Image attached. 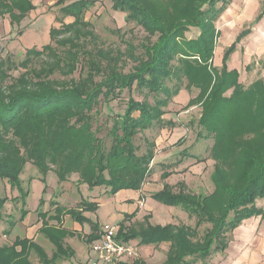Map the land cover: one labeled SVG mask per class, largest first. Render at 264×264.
I'll use <instances>...</instances> for the list:
<instances>
[{"label": "trees", "instance_id": "1", "mask_svg": "<svg viewBox=\"0 0 264 264\" xmlns=\"http://www.w3.org/2000/svg\"><path fill=\"white\" fill-rule=\"evenodd\" d=\"M97 1L67 4V0H58L55 7L73 22H60L61 27L51 28L50 43L41 49H27L20 62L9 54L0 56V180L19 193L12 199L0 195V221L6 204L20 198L19 220L28 214L29 192L21 178L28 163L44 177L54 172L60 188L77 175L78 189L105 188L107 195L142 190L159 162L155 163L156 144L147 143L145 152L140 153L135 138L155 127L172 126V120L163 119L165 109L185 87L198 90L203 106L199 126L206 135L199 131L198 136L214 140L210 153L217 162L211 176L215 191L209 196L175 193L165 185L151 198L168 207H181L195 219V227L152 225L146 216L143 223L134 225L135 212L125 215L117 225V237L140 246L170 243L163 264H194L223 253L244 221L264 215L257 207V200L264 198V79L246 87L238 70L228 69L237 44L250 30L242 32L225 50L219 68L214 65L219 39L216 23L232 0H108L116 12L126 15L127 24L134 23L144 31L145 42L138 48L127 42V51L118 55L98 49L96 57L90 59L84 44L96 36L85 13ZM34 10L33 0H0V17L8 18L13 28H22L20 34ZM263 16L264 6L255 22ZM191 30L197 35L189 36ZM138 50L141 53L137 55ZM123 58L135 63L127 74L117 69ZM105 62L108 70L103 68ZM80 67L75 80L73 75ZM124 91L129 98L123 114L114 116L109 111L104 118L103 108H109ZM230 154H234L232 161ZM225 166L231 167L229 174ZM169 175L165 170L161 178ZM42 204L41 199L39 208ZM54 204L55 219L63 213L81 225L88 223L92 233L87 241L98 238V224L84 215L95 213L98 203L83 198L74 209ZM9 221L12 228L15 221L8 217ZM206 224L210 227L201 234L200 228ZM46 232L56 247L51 258L34 242L17 237L12 245L0 244V264H33V252L42 264L66 258L69 249L63 241L72 233L63 228ZM132 264L145 263L135 260Z\"/></svg>", "mask_w": 264, "mask_h": 264}, {"label": "rangeland", "instance_id": "2", "mask_svg": "<svg viewBox=\"0 0 264 264\" xmlns=\"http://www.w3.org/2000/svg\"><path fill=\"white\" fill-rule=\"evenodd\" d=\"M57 1L58 0H33L37 12L34 14V17H31V19L29 18V20L25 22L29 24H27L28 26L25 25L23 28V31L28 27L33 29L31 30V34L29 33L30 35L25 36L24 42L22 43L19 33L22 28H14V37L11 40L4 39L0 41V56L5 57L9 54L14 61L20 62L24 59L27 49L32 47L41 49L44 45L50 43L49 31L51 28L61 27L60 22H73L72 18H66L61 14L59 10L60 7H55ZM73 1L74 0H67L66 3L69 4ZM57 16L61 18L59 19L60 21H58ZM125 16L124 13L116 12L112 8V3L108 0H98L95 6L87 10L85 13V20L91 23V29H93L96 36L95 38L90 37V40L84 44L88 45L84 50L90 51V59L96 57L98 49L107 52L112 51L114 55H118V53H125L127 51V42L132 43L134 47L137 46L136 48L145 42L146 34L144 31L134 23L127 24L125 22ZM0 18L3 20L5 17ZM0 31H2V28H0ZM191 31L193 34L190 33ZM191 31L188 33L189 36L197 35L196 31ZM37 35L41 37L40 42L33 41L36 39L35 37ZM222 37H225L223 32L221 34V38ZM140 53L141 50L136 52L137 55ZM214 54V65L220 68L222 66V60L219 62L221 55L216 49ZM117 64L118 72L124 74L132 71L135 65V63L127 58H123L121 62ZM106 65L105 62L103 68L108 70ZM229 65L230 64H228V69L234 70L231 69ZM246 70L247 66L242 68V79H240V82L248 87L254 81L260 79L258 77L262 72H258L259 70L254 68H249L248 71ZM80 71L81 67L73 75L75 80L79 79ZM14 76H18V72H14ZM101 77L102 76H99L98 80ZM134 96L138 100L142 99V97L137 94H134ZM197 96L198 90H188L184 87L179 95L175 96L165 109L166 114L163 116V119L166 122H172L170 119L173 118L174 123H172V126L166 125L164 128L155 127L141 132L135 138V145L140 147V153L145 152L147 143L156 144V160L159 163L154 164L153 171L148 177L149 179L147 178L142 186V188H145L142 194H144V198L147 199L148 203L146 207H143L142 216L137 217L136 214L133 218L134 220L132 223L134 225L143 223L146 216L149 222L151 220L153 224L156 222L162 224L170 223L172 225L183 224L194 228L195 219L190 217L181 207L165 206L151 199V195L163 190L165 185L170 186L175 193L191 192L193 194L209 196L215 191V185L211 176L217 162L212 158L210 153L214 140L213 138L206 139L198 136L199 131H203L202 133L204 135H206V133H204L205 131L200 129L199 126V121L203 113V106L200 104ZM128 98L129 93L124 91L118 100L110 104L109 108H103V117L106 118L105 115L109 111H111L114 116L123 114ZM252 139L253 137H251L250 140ZM229 158L232 161L234 154H230ZM182 160L185 162L180 165ZM223 168L225 172L229 174L231 167L225 166ZM165 170L170 172V175L164 180L161 178V175ZM21 178L23 180L22 185L24 190L29 192V196L26 200L28 214L23 221L19 220L21 218L22 209L21 198L16 203L9 201L6 204L3 211L4 219L0 221V244L12 245L17 237L27 239L40 246L46 252V255L51 258L52 255L56 253V247L47 236L46 230L49 228H62L64 224L69 225L73 222L69 216L63 213H58L59 220L55 219L57 215L55 214V207H57V205H55L54 202L59 203V208L74 209L77 207V202L81 201L83 197L88 194L89 189L87 186L80 187L79 189L77 188V175L72 177V182L70 184L60 188L58 178L54 172L44 177L39 169L31 163L26 165ZM46 187L47 190L44 192ZM105 191V188H101L98 192L94 191L93 195H100L98 199L104 200L103 197L107 195ZM61 192L67 193L63 196L64 198L62 197V202L59 201ZM0 195L1 197L12 199L18 197L19 193L17 190H12L7 181L0 180ZM41 199L43 200V204L39 208ZM258 201L259 200H257V202ZM40 213L48 214V217L44 218L40 216ZM8 217H11V220L15 221V225L12 228H10L11 221L8 223ZM209 227V224L203 225L200 228V233L203 234L205 229ZM81 237L82 236H79V238L74 239L72 243L74 244L80 241L81 246L82 244L84 245L83 256L86 259H94L95 254L91 250V244L86 239L87 235L83 239ZM63 243L69 250L68 256L61 259L70 258V252H72L71 246L69 245L70 247H68L65 240ZM31 255L30 260L33 264H42V261H40L36 253L33 252Z\"/></svg>", "mask_w": 264, "mask_h": 264}, {"label": "crops", "instance_id": "3", "mask_svg": "<svg viewBox=\"0 0 264 264\" xmlns=\"http://www.w3.org/2000/svg\"><path fill=\"white\" fill-rule=\"evenodd\" d=\"M263 6L264 0H232L228 9L216 23V28L219 32L216 51H219L221 55L219 62H221L225 50L235 43L238 36L242 32L250 30V33L237 44V49L231 55L228 64H230L231 69H237L240 75L242 68L245 66L258 69V72H262L258 78L262 79H264V16L258 22H255V20L261 13ZM36 12L37 9L29 15L25 22L29 18L34 17ZM24 24L28 26L27 24L29 23ZM0 28H2V31H0V41L4 39L11 40L14 37L15 29L10 25L8 18L5 17L3 20L0 18ZM31 30L33 29L28 27L20 34L22 43L24 42L25 36L31 34ZM222 32L225 37L221 38ZM35 38L33 40L34 42H40V35H37ZM240 79H242V75ZM170 120L174 122L173 118ZM155 161L157 162L156 158ZM184 162L182 160L180 165L184 164ZM67 184L70 183L62 184L61 187ZM98 190L99 188L93 191L89 190L86 196L82 194L85 200L99 204V208L95 213L85 214L93 223L98 224L99 230L96 233L97 237H99L101 227L104 224L110 223L118 225L124 220L125 215H131L135 212H138L137 217L142 216L143 207H146L148 203L147 199L144 198V194H142L145 188H142L140 191L122 190L115 195H106L103 197L104 200L98 199L100 195H93V192H98ZM66 194V192H61L60 198ZM60 198L59 201L62 202L64 197L62 199ZM257 207L264 211V198L257 202ZM150 222L152 225L161 226L170 224H162L159 222L153 224L151 220ZM126 225H130V223L127 222ZM62 228L72 233V236H68L65 239L68 247L71 246L72 254L70 258L58 259L55 264H92L91 259H86L83 256L84 245L82 244L81 246L80 241L74 244L72 243L79 236H82L81 238L83 239L86 235L88 237L92 233L90 224L86 223L81 225L73 221L69 225L64 224ZM130 243L134 244L137 249V257L135 260H139L145 264H163L166 261L167 252L170 248V243H163L159 246H140L136 241H131ZM66 256L68 255L66 254ZM135 260H125L120 264H132ZM194 264H264V215L244 221L233 232L228 248L223 253L213 254L206 260H197Z\"/></svg>", "mask_w": 264, "mask_h": 264}, {"label": "built area", "instance_id": "4", "mask_svg": "<svg viewBox=\"0 0 264 264\" xmlns=\"http://www.w3.org/2000/svg\"><path fill=\"white\" fill-rule=\"evenodd\" d=\"M118 227L112 224H104L101 227L99 237L91 243V250L95 258L92 264H117L125 260H135L137 249L130 242H121L118 237Z\"/></svg>", "mask_w": 264, "mask_h": 264}]
</instances>
